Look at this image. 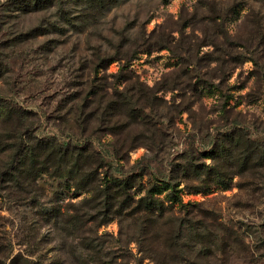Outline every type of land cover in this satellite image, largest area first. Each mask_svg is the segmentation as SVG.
<instances>
[{
  "label": "rangeland",
  "instance_id": "rangeland-1",
  "mask_svg": "<svg viewBox=\"0 0 264 264\" xmlns=\"http://www.w3.org/2000/svg\"><path fill=\"white\" fill-rule=\"evenodd\" d=\"M52 139L165 217L38 175ZM0 264H264V0H0Z\"/></svg>",
  "mask_w": 264,
  "mask_h": 264
},
{
  "label": "trees",
  "instance_id": "trees-1",
  "mask_svg": "<svg viewBox=\"0 0 264 264\" xmlns=\"http://www.w3.org/2000/svg\"><path fill=\"white\" fill-rule=\"evenodd\" d=\"M39 149L47 155L45 161H42L43 164L37 170L38 175L48 174L52 178L64 180L68 186L72 184L75 189L92 194L90 201L102 198L104 199L103 206L106 208H109V206L118 207V213L126 208H133V217H138L143 212L149 214L154 220L165 217V203L157 198V190L152 189L148 195L136 201V196L132 193L133 188H135L134 179L128 178L119 181L106 179L103 182L99 178L98 171L93 169L92 160L81 154V147H72L69 142L52 139L46 143L44 142ZM30 159L33 165L31 168L33 169L36 162L33 158L30 157ZM165 185L170 190L169 196L171 198L177 197L179 185L171 182H165ZM170 203L173 208L177 202L170 201ZM181 203L180 205L184 207ZM51 217L53 216L51 215Z\"/></svg>",
  "mask_w": 264,
  "mask_h": 264
}]
</instances>
